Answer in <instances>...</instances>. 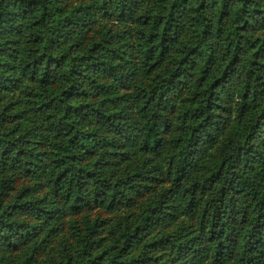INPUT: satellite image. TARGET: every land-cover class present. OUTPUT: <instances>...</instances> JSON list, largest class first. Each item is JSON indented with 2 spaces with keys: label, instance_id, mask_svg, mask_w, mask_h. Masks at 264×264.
Returning <instances> with one entry per match:
<instances>
[{
  "label": "trees",
  "instance_id": "obj_1",
  "mask_svg": "<svg viewBox=\"0 0 264 264\" xmlns=\"http://www.w3.org/2000/svg\"><path fill=\"white\" fill-rule=\"evenodd\" d=\"M0 264H264V0H0Z\"/></svg>",
  "mask_w": 264,
  "mask_h": 264
}]
</instances>
